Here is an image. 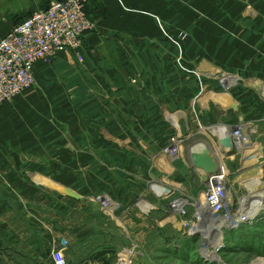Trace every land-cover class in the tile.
<instances>
[{
    "label": "crops",
    "instance_id": "1",
    "mask_svg": "<svg viewBox=\"0 0 264 264\" xmlns=\"http://www.w3.org/2000/svg\"><path fill=\"white\" fill-rule=\"evenodd\" d=\"M48 2L0 0V40L16 21L45 8ZM84 8L94 21V28L84 34L82 45L37 62L33 69L34 85L0 104V125L7 132L0 146L8 148L6 155H0V164H4L0 165V179L6 182V186L0 183V195H6L0 200V264H53L51 250L61 238L67 240L64 255L69 264H115L120 261V253L127 250V218H103L101 208L95 202L86 203L73 187L61 181L62 175H54L58 182L50 179L51 174L41 176L46 183L51 181L73 190L79 198L45 183L40 188L16 186L17 182L10 188V178L16 179L10 171L15 152L24 163H71L72 172L85 168L89 174V167L78 164L104 162L105 156L109 157L111 115L168 114L153 131L162 127L168 135V130L170 136L176 135L173 124L179 127V122L174 123L172 117L179 110L171 111L168 103L158 100H168L169 90L163 92L164 84L177 80L173 53L169 59V52L175 49L170 36L238 34L239 19H247L251 22L246 27L247 34L262 35L264 51V22L262 26L256 25L259 19L264 20V0H84ZM208 19L222 21L214 23L217 26H207ZM158 52H163L160 59ZM222 76L233 79V85L239 80L234 75ZM222 81L221 77V84ZM250 81L254 83L255 79ZM256 81L261 82L262 95L264 80ZM222 94L233 98L223 88L207 92L204 104L212 98L223 104L227 100ZM49 101H54L58 108H51L54 102ZM227 108L219 105L217 110ZM67 113L69 124L63 117ZM181 119L186 123V117ZM219 125L229 126L219 122L200 129L209 132V128ZM120 126L127 131L125 122H119L117 127ZM139 131L142 132L141 128ZM200 140L199 144H207ZM96 147L106 149L100 152ZM216 147L218 153L212 149L211 155L220 160L223 154ZM46 188L59 192L53 201L46 197L50 193ZM10 196L17 198L10 201ZM144 219L148 229L159 225L151 215ZM129 224L138 228L142 222L140 219L137 224ZM136 254L128 252V262L132 260L133 264ZM114 257L116 262L112 261Z\"/></svg>",
    "mask_w": 264,
    "mask_h": 264
},
{
    "label": "rangeland",
    "instance_id": "2",
    "mask_svg": "<svg viewBox=\"0 0 264 264\" xmlns=\"http://www.w3.org/2000/svg\"><path fill=\"white\" fill-rule=\"evenodd\" d=\"M207 21V26H210L222 20ZM263 22V19H259L256 25L262 26ZM250 23V20L239 19L238 34L170 36L175 49L169 52V59L173 53L177 80L174 84H164L163 92L169 90L168 100H158L168 103L169 109L173 108L171 111L186 113V123L183 119L178 120V128L183 135L177 150L180 152L179 157L171 159L166 153L175 134L170 136L171 131L168 130V135L161 130L162 127L157 132L153 131L159 126V120L164 117L167 119L168 114H116L111 115L109 157L105 156L104 162L78 164L80 167H89V174L84 171L85 168L72 172L71 163H24L21 155L15 152L10 171L13 170L16 179L10 178V188L17 182L16 186L44 188V182L37 181L32 175L51 174L53 177L50 179L58 182L59 179L54 178L57 173L63 176L61 181L73 187L86 203L95 202L104 212L103 218L125 216L127 250L120 253L117 258H120L119 262L113 258L115 264H132V260H127L128 252L138 254L133 264H264V205L256 202V207L250 211L242 208L253 199L246 197L248 192L242 183L243 178L257 173L264 185V98L260 93L261 82L256 81L264 80L263 36L247 34L246 27ZM158 53V59L162 58L163 52ZM223 74L239 77L229 90L236 100V109L229 107L223 111L217 110L219 105L211 99L204 104L207 92L223 89L220 82L221 77L224 79ZM252 79L256 82H251ZM50 107L58 108L55 102ZM63 117L69 124L70 114ZM94 118L97 124V116ZM119 122L128 125L127 131L122 130V126L117 127ZM219 122L229 126L241 125V131L247 136V151L245 149L238 153L237 147H233L230 154L221 156L223 160L218 159L214 172L217 174L225 170V190L230 194V202L222 200L223 204L214 211L207 207V191L211 185L209 180L216 175L211 172L208 173V181L203 178L202 171L191 162L190 150L194 142L202 139L207 142L210 152L215 149L217 154V138L210 132H202L200 126ZM4 128V125H0V140H6ZM227 136H230L229 133ZM95 149L101 152L106 148ZM7 150L6 146H0V155H6ZM0 183L6 186L4 180L0 179ZM152 184L166 187L169 192L159 194V191L152 190ZM46 190L50 192L46 197L49 196L52 201L59 194ZM5 197L0 195V200ZM14 197L17 198L10 196V201H14ZM177 198L186 201L179 211L168 205ZM112 207L115 209H108ZM150 215L159 222L156 229L149 227L151 233L144 223V218ZM235 216H238V221L230 223ZM95 219L98 220V216ZM140 219L141 227L135 228L129 224H137ZM220 222L225 224L219 226ZM111 228L116 229L112 224Z\"/></svg>",
    "mask_w": 264,
    "mask_h": 264
},
{
    "label": "built area",
    "instance_id": "3",
    "mask_svg": "<svg viewBox=\"0 0 264 264\" xmlns=\"http://www.w3.org/2000/svg\"><path fill=\"white\" fill-rule=\"evenodd\" d=\"M93 28L94 21L84 8V0H49L45 8L32 11L28 17L14 24L0 40V104L32 86L37 62L48 60L58 52L78 49L84 34ZM232 126L231 142L236 147L235 144L243 139H240L243 132L239 125ZM177 141H182V138L174 135L166 148L171 159L179 157ZM212 187L207 191L209 204L214 200ZM213 188H217L213 190L216 194L226 192L220 186ZM66 246L67 240L61 238L52 248L53 264H69L64 255Z\"/></svg>",
    "mask_w": 264,
    "mask_h": 264
},
{
    "label": "bare ground",
    "instance_id": "4",
    "mask_svg": "<svg viewBox=\"0 0 264 264\" xmlns=\"http://www.w3.org/2000/svg\"><path fill=\"white\" fill-rule=\"evenodd\" d=\"M222 84H223L224 92L228 93V91L230 90L231 86L233 85V79H231V78H224L223 81H222ZM262 95L264 96V92H263ZM222 96H224V99L227 100V101H224L223 104L221 102L216 101L215 99L213 100V98H212V101L215 102L216 104H219L220 106H226L227 104L229 105V104H233L234 103L233 98L230 97L229 94H222ZM183 116L186 117V115L184 113H182V111H177L176 113L173 114V117H172L173 119L172 118H170V119H172L174 121V123H177L178 120H179V118H182ZM176 126H178V125L176 124ZM228 127L229 126L224 127V125H219L218 127L209 128V132L213 136L228 135V129H229ZM232 127H234V126H232ZM231 135L232 134H231V126H230V136H229L230 139L232 137ZM245 136H244V134H243V136L240 134V139L242 137H243V139H242V141L237 142V144H235L236 147H237L238 153H242V151H244L245 149L247 151V145H245V143L247 142V139H246L247 136L246 137ZM181 142L182 141H177V144H178L177 147H179V145L181 144ZM217 145L220 148L222 154H224L225 156H227L228 154L226 153V148L224 146L219 145V144H217ZM200 146H206L207 147V144L206 145L205 144H201ZM238 147H240V149ZM231 148H233V144H232ZM178 150H179V148H178ZM218 161L219 160H216L217 163H218ZM201 171H202L201 172L202 177L207 180L208 173L205 172V171H203V170H201ZM213 175H216V176L211 177V179L209 180L210 181V184H211L209 187H212V186L213 187L214 186H220L221 188H225V183H226L224 181V179H225L224 177H226L225 176V170H221L217 174L215 172H213ZM34 177L39 182L43 181L46 185L53 186V187H56L59 190H62V187H58L56 183L54 184L51 181H48L46 183L45 180H44V178H42V176H40L38 174H36ZM216 177H218V178H216ZM242 183H243L245 189L248 192L247 195H246V197L247 198H253L250 201L249 204L247 203L242 208L245 209L246 211H250L251 209H253V208L256 207V202H259L260 204H263L264 205V189H263V186L264 185H263L262 182H260L259 177H258V174L257 173H253L249 177H244ZM213 187H212L213 190L214 189L215 190L217 189V188H213ZM151 188H152V190H155L157 192L159 191V194H162V193H164V188L165 187H163L161 185H157V184H152L151 185ZM213 190H211V193H215L213 195V199L214 200H212L211 203L207 205V207H209L211 210L214 209V211H215V209H216L217 206L220 207L222 205V203H220V201L225 200V201H227V203L230 202V194L228 192H225V193H222V194H216V192H214ZM218 203H220V204H218ZM244 203H246V200H245ZM185 204H186V201L183 198H177V199H174V200H172L171 202L168 203V205H169L170 208L175 209V210H178V211L180 209H182L185 206ZM215 204H218V205H215ZM145 207L146 208L148 207V203H146ZM238 219H239L238 216H235L230 221V223H233L234 224V223H236L238 221ZM219 224H220L219 226H222L225 223L220 222ZM213 247H215V246H213Z\"/></svg>",
    "mask_w": 264,
    "mask_h": 264
},
{
    "label": "water",
    "instance_id": "5",
    "mask_svg": "<svg viewBox=\"0 0 264 264\" xmlns=\"http://www.w3.org/2000/svg\"><path fill=\"white\" fill-rule=\"evenodd\" d=\"M226 106L231 107L233 109L237 108V103L233 104H227ZM177 130V137H182V131H180V128L176 127ZM217 142L219 145L224 146L226 148V153L230 154L232 151V142L229 136L227 135H221L217 137ZM200 140H197L194 142V144L191 145L192 149L190 150V159L194 167L199 168L200 170H203L207 173L214 172L217 168V162L214 159V157L211 155L210 149L206 146H200L201 144ZM199 145V146H198ZM190 147V148H191ZM62 192L68 196H71L73 198H79L80 196L74 192L73 190L69 188L62 187ZM164 192H169L168 188H164ZM153 207V206H152Z\"/></svg>",
    "mask_w": 264,
    "mask_h": 264
}]
</instances>
